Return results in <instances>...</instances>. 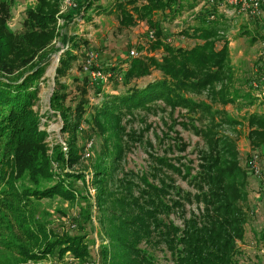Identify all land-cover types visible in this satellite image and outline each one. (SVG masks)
Listing matches in <instances>:
<instances>
[{
  "label": "trees",
  "instance_id": "16d2710c",
  "mask_svg": "<svg viewBox=\"0 0 264 264\" xmlns=\"http://www.w3.org/2000/svg\"><path fill=\"white\" fill-rule=\"evenodd\" d=\"M99 1H78V10L81 12L82 9L83 18L92 6L99 7ZM198 2L117 0L114 3L119 26L128 27L143 21L154 32V40L147 47L150 53L138 57L127 55L119 63L100 64L103 71L110 73L108 80L114 88H122L116 93H102L103 83L91 82L88 74L80 71L81 78H76L82 84L80 97L74 105L66 103V85L59 78L71 68L78 55L71 50L66 51L56 67V84L50 103L52 109L61 114L63 131L72 133L68 161L71 164L79 162L78 150L83 148V137L79 133L81 121L91 125L97 135L112 131L115 136L112 155L102 147L96 152L92 164L99 188V209L105 211L108 199L111 202L110 213L103 212L100 218L105 237L113 248V251L111 247L106 251L104 245L100 250L102 261L108 264H160L156 250L171 264H246L237 259L240 250L236 242L244 237L248 217V212L239 202L243 201L246 208L249 207L246 204L248 179L254 174L239 164L233 141L226 135H217L221 125L235 126L241 121L196 98L215 83L226 80L223 72L230 69L228 41L221 38V21L214 18L217 1L206 0L205 7L193 13L194 22L180 31L182 37L194 40L191 47L170 43L165 26L166 21L180 16L183 4L193 9ZM57 10V1L36 0L35 5L25 11L22 31H15L6 24L11 14L9 3L0 0V224L1 213L13 211V222L23 230L25 240L35 244L47 237V232L35 215L29 220L30 212L23 211L25 203L31 198L73 199L77 194L75 182L83 181L82 174L64 171L66 159L58 149L53 155L47 154L45 133L39 130V118L32 110L38 93L37 82L49 57L40 58L28 69L13 74L31 63L44 45L53 39ZM156 13L158 18H155ZM70 17L75 16L68 13L64 18ZM217 41L222 42L219 47ZM87 44L86 39L80 42L75 38L72 40L74 48ZM157 50L162 52L160 57L153 53ZM153 71H158L160 76L144 85L137 83ZM90 86L102 93V99L93 107L92 113L84 117L87 101L83 96ZM238 97H243L250 104L255 99L246 92L232 97L221 95L224 103L234 102ZM159 101L171 109L184 108L189 114L195 113L187 115L189 120L184 127H190L195 134L204 137L207 146L196 174L191 175V167L182 163L181 158L156 156L146 170H127L115 178L114 171L121 161L124 144L125 148L130 146L127 139L134 143L141 138L136 131H128L125 122L133 118L137 110L163 108ZM198 119H205V127L197 125ZM242 120L246 122V137L252 151L247 160L258 159V154L264 157V105L261 111L243 115ZM124 137L125 143L121 141ZM53 162L58 164L59 172L52 171ZM109 162L110 166L106 165ZM171 172L179 174L195 191H185L175 185ZM261 173H264L262 169ZM24 179L34 185L40 179L51 183L42 188L36 185L34 188H21L20 181ZM109 184H115V188L111 189ZM192 202L201 204V208L197 213L186 216L184 206ZM178 212L181 226L170 218L171 213ZM82 226L86 230L83 233L62 235L38 251L29 252L22 243H8L6 248L19 255L27 254L28 260L39 255L61 258L69 252L73 258L85 262L93 258L86 239L89 226L83 222L80 228Z\"/></svg>",
  "mask_w": 264,
  "mask_h": 264
},
{
  "label": "rangeland",
  "instance_id": "374dc122",
  "mask_svg": "<svg viewBox=\"0 0 264 264\" xmlns=\"http://www.w3.org/2000/svg\"><path fill=\"white\" fill-rule=\"evenodd\" d=\"M7 1L11 14L6 24L15 31H22V19L25 11L33 7L36 0ZM54 1L58 3V10L55 14V36L49 43L44 45L31 63L24 68L15 70L13 74L16 75L19 71L28 69L30 65L37 62L40 58L49 57L46 61L44 72L37 82L38 93L32 110L39 118V130L45 133L44 142L47 146V154L49 156L53 155L55 149H58L66 159V165H63L64 171L82 174L83 181L78 180L75 182L77 194L73 199L62 197L51 199L31 198L25 203L27 207L24 206L23 211L27 210L30 212L29 220L34 219L33 215H35L38 223L42 224L43 230L47 232V237H43L39 243L35 244L25 240L23 230L19 229L17 223L13 222L12 217L15 214L13 211L1 213L0 264H108V262L102 261L103 256L100 254V250L105 245L106 251L110 247L111 251H113L112 243L105 237L102 221H100L103 212L104 214L110 213L111 202L108 199L105 211L99 209L97 203L99 188L95 183L96 178L92 164L96 152L102 147L112 155L115 136L112 131H105L103 135H97L98 133L91 125L81 121L79 133L83 137L81 142L83 148L78 150L79 162L71 164L68 161L69 139L72 137V133L63 131L61 114L58 111H54L50 103L56 84L55 70L60 57L66 51L71 50L78 55L71 68L66 71L64 76L59 78L66 85L68 93L66 103L74 105L80 97L79 87L82 85L81 81L76 80V78H81V65L87 51L94 50L97 52L100 64L119 63L120 59L128 55L130 49H134L137 53L134 57L147 52L150 53L147 47L150 41L154 40V32L143 21L128 27L119 26L118 17L113 6L117 0H100L98 8L102 9L98 10L97 6L94 5L85 12L84 18L82 9L81 12L78 10L79 0ZM206 4V0H199L193 9L189 8L187 4H183L184 7L180 16L165 22L170 43L185 47L193 45L194 40L182 37L180 31L194 22L193 13L198 12ZM216 10L214 18L221 21L223 29L221 38L228 41V65L230 69H226L223 72V77L226 80L215 83L209 90L196 95V98L208 103L212 109L225 111L228 115L241 121V124L235 126L229 124L221 125L217 130V135H226L233 141L239 164L248 169L246 160L249 159L252 151L246 137V122L242 120V116L251 111H261L264 105V0L261 1L260 14L257 16H251L239 9V7L229 5H217ZM68 13H72L75 17H70L67 19L68 21L65 20L64 17ZM155 18H158L157 13ZM149 32H152L151 37L148 35ZM74 38L79 42L86 39L88 44L81 46L79 49L74 48L72 45ZM221 43V41H217V47ZM140 47L142 48L140 49ZM153 53L160 57L162 52L157 50ZM227 75H229V79L226 77ZM159 76L158 71H153L150 76L140 79L137 83L144 85L147 81ZM108 79L103 83L102 93H116L122 89L120 86L114 88V84ZM239 92L241 94L244 92L251 94L255 98L253 103L250 104L243 97L236 98L234 102L224 103L221 98V95L225 97L237 96ZM102 93L96 92L93 86L88 87L86 95L83 96L87 101L84 117H88L92 113L93 107L99 104L102 99ZM158 104L163 108L150 111L137 110L135 111V116L125 122L126 129L128 131H136V134H139L141 138L134 143L127 139L130 146L125 148L124 144L121 161H119L114 171L115 178L122 176L127 170H146L152 163L153 157L156 156L173 159L181 158L180 161L182 163L191 167V175L196 174L198 164L202 162L201 157L207 150L205 138L195 134L190 130V127H184V123L189 120V116H187L189 112L184 108L171 109L163 106L161 101ZM202 120L203 123L201 122ZM196 123L202 128L205 127V119H198ZM104 138L106 139L105 143ZM124 139L121 141L125 143L126 137ZM255 160L252 166L254 169L258 168L259 172L257 175L251 174L248 179V201L246 204L249 209L246 208L243 201L239 202L242 209L248 212V217L244 225V237L236 242L240 250L237 259L246 264H264V173H261V169L264 172V157L258 154V159ZM110 164L111 162L106 165L110 166ZM57 165L55 162L52 163V171L59 172ZM171 174L175 185L185 191H195L191 184L179 174L174 172H171ZM20 182L21 188H34L35 185L42 188L51 183L49 180L44 179H40L39 183L35 185L26 179ZM109 187L114 189L115 184H109ZM184 208L185 215L188 216L192 212L197 213L201 208V204L196 202L187 203ZM17 215L22 216V213ZM170 218L176 224L182 225L179 212L171 213ZM82 222L89 226V233H86V239L89 240L90 253L93 258H89L85 262L79 258H73L69 252H66L61 258L55 256L43 258L42 255H39L34 260H28L26 259L27 254L22 253L19 255L6 248L8 243L13 245L22 243L29 252L44 249L47 244L56 242L62 235L65 236L76 232L81 234L83 230L86 231L83 226L80 228ZM104 225H106L105 222ZM155 254H157L160 264H171V261H167L162 257V253L159 250H156Z\"/></svg>",
  "mask_w": 264,
  "mask_h": 264
},
{
  "label": "built area",
  "instance_id": "2783aa9c",
  "mask_svg": "<svg viewBox=\"0 0 264 264\" xmlns=\"http://www.w3.org/2000/svg\"><path fill=\"white\" fill-rule=\"evenodd\" d=\"M143 1V0H138ZM219 6L229 5L232 7H239L245 13L250 14L251 16H257L260 14V6L262 0H210L212 3H216ZM150 37L152 36V32L148 34ZM128 55L130 57H134L137 55L134 49H130L128 51ZM81 71L88 74V77L91 82L100 81L102 83L106 82L110 73L105 72L101 69V65L98 62V53L94 50H89L85 53V56L82 61ZM256 158L250 159L248 161L249 169L253 172L254 175H257L258 168L254 169L252 163L255 162ZM250 164V165H249ZM260 170V169H259Z\"/></svg>",
  "mask_w": 264,
  "mask_h": 264
}]
</instances>
